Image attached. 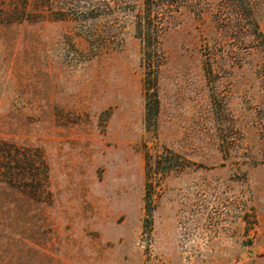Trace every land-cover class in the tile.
Returning <instances> with one entry per match:
<instances>
[{
    "label": "rangeland",
    "instance_id": "rangeland-1",
    "mask_svg": "<svg viewBox=\"0 0 264 264\" xmlns=\"http://www.w3.org/2000/svg\"><path fill=\"white\" fill-rule=\"evenodd\" d=\"M106 4L0 0V264H264V52L189 6L146 95ZM164 150L182 167L149 208Z\"/></svg>",
    "mask_w": 264,
    "mask_h": 264
},
{
    "label": "trees",
    "instance_id": "trees-1",
    "mask_svg": "<svg viewBox=\"0 0 264 264\" xmlns=\"http://www.w3.org/2000/svg\"><path fill=\"white\" fill-rule=\"evenodd\" d=\"M111 2L114 6L117 4L118 8L112 7ZM189 6L197 10L200 22L205 21V16H210L209 22L214 26L216 33L238 46L234 47L231 54L243 44L253 45L252 48L261 49L264 52V31L262 30L264 0H134L133 2L107 0L108 11L104 16L113 18L121 11L132 14L126 23H130L135 38L140 41L142 57H146L145 63L148 68L144 79L146 95H151L157 86L160 64L166 57L163 41L168 32L184 23V11ZM97 12L95 8L90 10L83 17L84 20L99 18L101 15ZM114 28L110 26L108 30ZM95 30L98 28L96 27ZM97 36L99 35L92 34L94 40L98 38ZM177 158L178 156L169 150H164L155 156L147 153L145 200L148 207L152 203V191L155 185L165 183L174 171L181 169V161Z\"/></svg>",
    "mask_w": 264,
    "mask_h": 264
}]
</instances>
